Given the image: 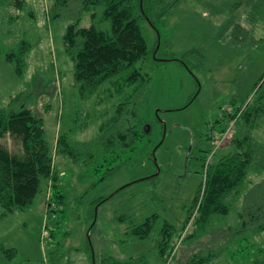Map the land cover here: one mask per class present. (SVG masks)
I'll use <instances>...</instances> for the list:
<instances>
[{
	"label": "rangeland",
	"instance_id": "obj_1",
	"mask_svg": "<svg viewBox=\"0 0 264 264\" xmlns=\"http://www.w3.org/2000/svg\"><path fill=\"white\" fill-rule=\"evenodd\" d=\"M55 1L25 0L22 10L0 3V47L31 45L22 77L0 66V109L28 108L42 119L63 195L61 208L48 205L52 189L43 185L29 208L0 223V245L16 251L9 264H52V253L55 264H101L105 257L124 262L139 255L147 264H187L208 250L218 254L208 264L263 260L264 231L232 230L240 228L246 195L264 203V117L251 133L257 162L243 189L227 198L228 214L214 217L201 234L193 225L198 207L184 222L202 180L194 160L200 144L211 148L207 166L233 150L232 139L248 134L237 117L223 116L250 101L264 74V0H143L147 18L140 25L149 53L137 67L151 80L124 116V126H134L138 138L116 160L115 152L95 144L101 123L113 113L111 102L101 96L79 100L63 46L68 25L91 22L77 0L60 9ZM60 136L78 160L56 152ZM152 215L149 238L129 240V228ZM165 224L171 226V249L158 260L155 247ZM190 234L195 236L187 239Z\"/></svg>",
	"mask_w": 264,
	"mask_h": 264
},
{
	"label": "trees",
	"instance_id": "obj_2",
	"mask_svg": "<svg viewBox=\"0 0 264 264\" xmlns=\"http://www.w3.org/2000/svg\"><path fill=\"white\" fill-rule=\"evenodd\" d=\"M68 1L56 0L55 9L64 7ZM77 1L81 14L87 13L91 24L81 27L77 21L68 25L62 38L64 51L73 63V81L79 100L86 102L101 96L103 102H111L113 113L101 123L100 136L95 144L102 146L106 152H115L113 160H116L122 149L130 148L138 138L134 126H124V116L151 80L149 75L137 67L149 53L146 36L140 25V21L147 18V13L143 8V0ZM0 3H6L17 10L25 6V0H0ZM104 23H108V27L100 28ZM30 48L27 41H21L15 49L4 51L0 47V57L11 64L19 78L24 74L25 57ZM263 79L264 74L255 84L248 103L238 106L233 114L223 116L228 121L237 117L236 122L244 123L248 129L244 137L229 142L233 150L205 166L211 148L209 146L204 149L200 144L201 147L197 149L198 156L194 160L200 162L199 174L202 180L184 224L188 223L192 212L198 207L193 225L199 234L205 232L214 217L228 214L230 208L226 203L227 198L243 189L251 167L257 162L258 155L252 147L251 133L264 117ZM13 101L12 98L10 103ZM210 139L207 134L205 141L210 143ZM55 150L67 154L74 161L78 160L76 149L69 144L66 136L57 138ZM43 185L47 190L52 189L48 205L52 201L57 209L61 208L63 195L53 168L52 150L44 136L42 119L28 108L0 109V223L10 215L29 208ZM103 201L99 200L96 205ZM245 201L244 210L238 214L240 228L232 231L237 234L238 231L252 228L256 232H263L264 203L255 197L249 198V195L245 196ZM155 220L156 215H152L140 224L132 225L126 233L129 240H147ZM170 228L169 224L164 225L161 238L156 243L158 260L171 249L168 246ZM194 236L190 234L187 239ZM88 249L91 252L90 246ZM15 256L14 249L0 245V264H9ZM217 257L216 252L199 251L187 264H208ZM51 259L52 264L58 261L54 253ZM101 264H147V261L144 255L131 257L124 262L105 257ZM251 264H264V259H256Z\"/></svg>",
	"mask_w": 264,
	"mask_h": 264
},
{
	"label": "crops",
	"instance_id": "obj_3",
	"mask_svg": "<svg viewBox=\"0 0 264 264\" xmlns=\"http://www.w3.org/2000/svg\"><path fill=\"white\" fill-rule=\"evenodd\" d=\"M0 66L1 67H4L5 69H7L9 72H11L12 71V74L13 75H15L14 74V71L11 69L10 70V64L9 63H7L4 59H3V57H0ZM16 76V75H15ZM1 91H3V88H2V85H1V78H0V92ZM249 182H251V180L249 179Z\"/></svg>",
	"mask_w": 264,
	"mask_h": 264
}]
</instances>
